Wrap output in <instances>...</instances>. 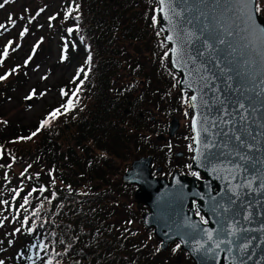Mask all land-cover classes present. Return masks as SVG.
<instances>
[{
	"label": "trees",
	"instance_id": "trees-1",
	"mask_svg": "<svg viewBox=\"0 0 264 264\" xmlns=\"http://www.w3.org/2000/svg\"><path fill=\"white\" fill-rule=\"evenodd\" d=\"M17 1L0 0V9ZM59 1L56 16L60 15L66 23L60 57L67 65L78 61L81 55L84 60L71 80L57 87L62 95L59 103L49 106L33 126L11 123L1 111L11 87L25 78L24 65L13 67L17 72L13 84L8 82L9 88L6 85L2 90L0 238L9 242H0V261L4 257L5 264H168L157 259V254L162 251L173 255L174 245L160 250L159 240L151 230H145L150 236L145 240L129 227L106 220L111 212L113 188L122 199L132 196V187L115 179L123 162L128 167L133 159L150 154L154 165L164 166L165 175L174 170L171 146L150 138L161 128L151 120L150 105L159 106L166 115L178 112L170 92L177 89L179 75L170 67L168 54L165 56L168 45L163 41V32L153 23L157 3ZM261 4L264 8V0ZM260 14L264 17V11ZM152 28L159 36L151 43ZM119 36L131 42L143 41L154 59L151 72L141 62L132 64L130 72L134 80L140 78L137 82L115 84L123 64L122 51L117 48ZM139 81L143 82L140 87ZM182 92L187 101L188 92L179 90L175 93L177 100ZM31 96L35 98L34 94ZM69 101L74 106L66 111L62 106ZM56 109H60V114L53 117ZM46 119L49 123L41 127ZM33 132L37 134L32 139H19ZM12 161L24 163L18 181L7 178ZM100 182L110 187L102 188ZM116 200L126 209L127 216L141 221L140 214L127 208L129 204ZM138 207L140 212L145 208L142 204ZM4 216L10 217V233L9 228L4 229ZM182 254L187 262L191 261L184 251Z\"/></svg>",
	"mask_w": 264,
	"mask_h": 264
},
{
	"label": "water",
	"instance_id": "water-1",
	"mask_svg": "<svg viewBox=\"0 0 264 264\" xmlns=\"http://www.w3.org/2000/svg\"><path fill=\"white\" fill-rule=\"evenodd\" d=\"M155 1L178 89L190 93V167L201 177H154L148 155L122 180L148 207L142 221L161 249L178 241L192 264H264V35L235 0ZM255 19L264 27L261 14ZM179 127L172 117L168 136Z\"/></svg>",
	"mask_w": 264,
	"mask_h": 264
},
{
	"label": "rangeland",
	"instance_id": "rangeland-1",
	"mask_svg": "<svg viewBox=\"0 0 264 264\" xmlns=\"http://www.w3.org/2000/svg\"><path fill=\"white\" fill-rule=\"evenodd\" d=\"M59 7V0H18L0 9V25H4V27L0 28V76L6 75L7 77L0 83V95L2 94V90L6 88V85L8 87V84L12 83V79H14L17 73L13 67L15 65H24L26 67V73L24 74L25 78H23L20 84H14L11 87L8 96L5 97V101L1 105L4 118L8 119L11 123L19 122L27 126L35 125L49 106L59 103L62 95L58 92L57 87L65 83V81L71 80L72 76L76 74L78 65H81L84 60V56L81 55L78 61H74L72 65H67L66 61L63 62L64 60L60 57V40L66 23L64 24V20L60 15L56 16ZM155 18L156 20L155 22L153 21V23L158 24L157 14ZM25 29H27V31H25ZM21 33H23V35H21ZM158 36V31L152 28L150 30L151 43L155 40V37ZM118 38L117 48L122 51L120 58L123 64L118 71V78L115 80V84L117 85L119 81L137 82L140 78L134 80L130 72L132 64L137 61L141 62L145 65V70L151 72L152 67H154L152 54L150 55L149 51L145 49V43L143 41L131 42L122 36ZM5 50H7V55L4 54ZM33 52H35V55H33ZM29 57H31V59H29ZM25 61H27V63H25ZM29 61L30 63L28 64ZM28 65L31 66L29 67ZM139 82L140 84L137 86L140 87L143 85V82ZM176 91H178V89L174 90V92H170V98L172 99L173 107L178 111L174 115L180 120L179 130L173 137H168V122L174 115H166L159 106L150 105L151 112L149 115L151 116V120H155L158 125L161 126V128L159 127L160 132L166 129L164 132H161L164 138L160 137V135H162L160 132L150 134V138L153 141L171 146V162L174 165V169L178 168L182 171L188 169L189 171L190 159L192 156L191 111L187 101H184L186 94L182 92L183 94H179V99L177 100L175 95ZM34 92L35 98L31 96ZM189 94L190 93H188L187 98ZM28 96L31 98L27 99L26 97ZM182 101L183 103H181ZM77 150L82 152L80 147H78ZM180 151L183 152V155L176 158L175 153ZM23 164V162L12 161L10 163L11 169H9L10 174H7V178L18 181V174L21 175ZM36 166H38V164H36ZM128 167L124 162L122 163L118 174L115 175L116 181H121L122 173ZM1 174L0 171V175ZM54 182L60 184L56 178H54ZM88 185L91 184H87V186ZM100 185L102 188L110 187L101 182ZM95 187H97V185H95ZM131 187L132 196L127 200L119 197L117 191L113 188V199L109 200L111 212H109L108 215L106 214V220L112 222V225L119 224L121 226H127L131 231L133 230V232H135L138 238L143 237L145 240H148L150 236L145 231L142 223L139 220L134 221L133 218L127 216L126 209L119 205L116 200L119 198L120 203L124 202L125 204H129L127 208H131V210L136 212L135 214L139 215L141 213L138 207L139 202L135 201L133 197L135 190L134 186ZM4 221L6 225L4 229L9 228L8 232L10 233L13 228L10 224V217L4 216ZM0 242L6 243L9 242V240L0 238ZM3 245L5 246V244ZM175 246L176 245H174L175 249L171 252L173 255H167L161 251L157 254V259L166 260L168 264H191V261L187 262L185 256L179 251L180 249ZM176 249L178 250L176 251ZM1 260L5 264L6 258L3 257ZM81 262L83 263L82 260Z\"/></svg>",
	"mask_w": 264,
	"mask_h": 264
},
{
	"label": "snow or ice",
	"instance_id": "snow-or-ice-1",
	"mask_svg": "<svg viewBox=\"0 0 264 264\" xmlns=\"http://www.w3.org/2000/svg\"><path fill=\"white\" fill-rule=\"evenodd\" d=\"M5 2H7V0H5ZM236 4L239 5V11L243 14H246V19H247V24H248V27L254 31V32H257L261 35H264V27H261L257 22H256V19H255V16L256 14H260L262 13V11H264V8H262V4H261V0H235ZM160 3L163 4L165 3V0H160ZM0 7H3L2 4H0ZM161 11H163V9H161ZM156 18L153 17V21L155 22ZM4 27V25H0V28ZM25 31H27V29H25ZM69 32L72 31V29H69L68 30ZM21 35H23V33H21ZM167 39L171 40L173 39V37L169 36ZM223 42V41H221ZM11 43V42H10ZM5 55H7V50H5ZM165 56H167V53H165ZM29 59H31V57H29ZM25 63H27V61H25ZM6 75L5 76H0V80H4L6 79ZM35 94V92L33 93ZM27 99H30L31 97H26ZM192 100H195L196 97H192L191 98ZM74 105L72 104L71 101H69V103L67 105H63L62 107L65 108L66 111H70L71 108L73 107ZM60 114V109H56L51 115L53 117H55L56 115ZM49 123V120H44L42 121L41 123V127L47 125ZM196 124V120L194 119L193 120V125L195 126ZM40 129L38 128L37 129V132H39ZM37 132H33L31 134V136H28V137H20L19 139L21 140H30L32 139L33 136H35L37 134ZM197 142H199V140L197 139ZM264 186V185H262ZM41 191H43V189H41ZM25 203H27V199L25 198ZM27 219V218H25ZM205 223L207 221H204ZM17 231H19V229H17ZM29 231H31V229H29ZM209 239H211V233H207ZM177 247H179V245H177ZM217 247H219V245H217ZM0 264H3V261H0Z\"/></svg>",
	"mask_w": 264,
	"mask_h": 264
},
{
	"label": "flooded vegetation",
	"instance_id": "flooded-vegetation-1",
	"mask_svg": "<svg viewBox=\"0 0 264 264\" xmlns=\"http://www.w3.org/2000/svg\"><path fill=\"white\" fill-rule=\"evenodd\" d=\"M190 126H191V124H190ZM160 137H162V138H164L163 137V134L162 135H160ZM191 137H192V133H191ZM182 154H183V152H182ZM175 155H176V153H175ZM182 156V155H181ZM181 156H178V157H181ZM177 158V157H176ZM153 167V166H152ZM128 169V168H127ZM126 169V170H127ZM178 170L181 174H185V175H195V174H192V173H194V171H192L191 169H190V165H189V171H188V169H186V170H184V171H182V170H179L178 168H175V170ZM126 170H124V172L126 171ZM123 172V173H124ZM123 173H122V175H123ZM151 173H152V175L154 176V177H165V178H167V179H171V175H168V174H164V170L163 169H161L160 171H157L155 168H152V171H151ZM161 174H163V176L161 175ZM196 176H200V175H198V174H196ZM131 186H134V188L136 189V186L135 185H131ZM134 192H135V190H134ZM147 207V206H146ZM148 209V208H147ZM146 209V210H147ZM145 212V211H144ZM197 212V211H196Z\"/></svg>",
	"mask_w": 264,
	"mask_h": 264
}]
</instances>
